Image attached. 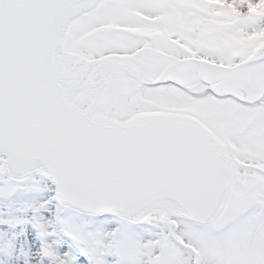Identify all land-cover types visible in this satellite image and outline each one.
<instances>
[{
  "label": "snow or ice",
  "instance_id": "6c2138e0",
  "mask_svg": "<svg viewBox=\"0 0 264 264\" xmlns=\"http://www.w3.org/2000/svg\"><path fill=\"white\" fill-rule=\"evenodd\" d=\"M0 264H264V0H0Z\"/></svg>",
  "mask_w": 264,
  "mask_h": 264
}]
</instances>
